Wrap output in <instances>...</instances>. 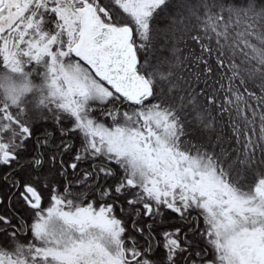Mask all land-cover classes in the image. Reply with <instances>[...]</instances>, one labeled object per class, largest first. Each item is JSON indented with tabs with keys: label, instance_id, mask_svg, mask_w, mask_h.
<instances>
[{
	"label": "snow or ice",
	"instance_id": "6c2138e0",
	"mask_svg": "<svg viewBox=\"0 0 264 264\" xmlns=\"http://www.w3.org/2000/svg\"><path fill=\"white\" fill-rule=\"evenodd\" d=\"M0 264H264V0H0Z\"/></svg>",
	"mask_w": 264,
	"mask_h": 264
}]
</instances>
